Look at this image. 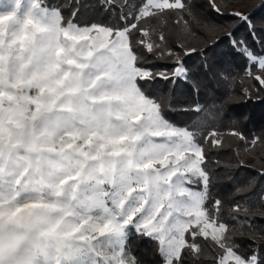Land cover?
<instances>
[{
	"label": "snow or ice",
	"instance_id": "6c2138e0",
	"mask_svg": "<svg viewBox=\"0 0 264 264\" xmlns=\"http://www.w3.org/2000/svg\"><path fill=\"white\" fill-rule=\"evenodd\" d=\"M207 3L226 14L217 0ZM94 6L124 23H77ZM168 13L186 30L185 15L202 22L185 0H0V264H150L147 251L132 250L133 235L155 244L162 264H264V243L252 232L240 251L238 230L212 196L201 133L165 111L202 110L185 106L180 91L198 95L201 80L163 34L161 43L153 39L152 19ZM227 15L244 35L228 31L206 48L179 47L200 55L207 80L213 50L227 39L264 85V55L256 53L257 46L264 53V23L257 28L252 13ZM216 27L204 22L206 31ZM140 49L174 59L173 67L154 71ZM158 80L171 85L167 100L163 88L160 99L145 91ZM218 136L212 130L203 139L215 147ZM258 176L236 192L264 206V170ZM248 210L236 202L228 213L250 223Z\"/></svg>",
	"mask_w": 264,
	"mask_h": 264
},
{
	"label": "trees",
	"instance_id": "16d2710c",
	"mask_svg": "<svg viewBox=\"0 0 264 264\" xmlns=\"http://www.w3.org/2000/svg\"><path fill=\"white\" fill-rule=\"evenodd\" d=\"M88 2L96 4V0H88ZM131 2L140 5L145 0H131ZM185 2L190 4L195 16L202 22L198 23L185 15L184 19L189 21L190 29L186 30L184 20L175 13L153 18L151 21L154 29L153 39L156 43H161L159 36L163 34L168 48L180 55L190 72L195 74L194 79L201 80L198 95L189 88L182 87L180 91L184 93L181 100L186 101L185 106L199 104L202 110L181 112L178 108H165V111L168 113V118L178 126H192L201 133L198 139L207 154L208 168L213 174L212 196L223 202L224 220L229 227L238 230L235 239L241 246L240 251H244L249 243V234L252 232L256 233L259 242L264 243V206L236 192L238 187L245 185L250 179L255 178L259 181L258 173L264 170V85L254 79L255 75L261 73L256 65L250 67L245 57L231 48L227 39H223L222 43L213 50L215 56L210 61L213 65L212 71L208 74L207 80H204L203 70L200 68L203 62L200 55L198 53L184 55L183 48L179 45L197 49L206 48L218 37L223 38L228 31L236 32L239 38L245 34L246 27H241L239 22L227 13L234 11L252 13V18L259 28L264 23V7L261 6L262 0H217L226 13L224 16H218L211 11L207 0H185ZM48 3L63 4L64 0H48ZM68 15V10L65 9V16ZM85 21L116 26L124 23L119 20L118 13H105L103 9L95 6L81 15L77 23ZM204 22L219 27L213 31H206ZM140 51L146 57V66L154 71L166 68L171 70L174 65V59H157L155 55H149L143 49ZM256 53L264 55L258 46ZM221 71L224 76H217L216 73ZM249 71L252 76L248 75ZM170 87L171 85L165 86L164 81L158 80L154 87L146 86L145 91L160 99V89L163 88V96L167 100ZM212 130L219 133L217 137L220 140L219 146L214 147L210 142L211 138L207 143L203 139V136ZM233 130L242 133L246 139L241 140L232 135ZM255 138L259 140L253 145L251 142ZM195 187L200 190L199 185ZM236 202L248 207L247 216L250 218V223L231 219L228 209ZM240 232L244 235L241 236ZM131 248L134 252L147 251L150 264H162L156 255V245L151 241H142L133 235Z\"/></svg>",
	"mask_w": 264,
	"mask_h": 264
},
{
	"label": "rangeland",
	"instance_id": "374dc122",
	"mask_svg": "<svg viewBox=\"0 0 264 264\" xmlns=\"http://www.w3.org/2000/svg\"><path fill=\"white\" fill-rule=\"evenodd\" d=\"M22 3H24V4H27L28 3V0H22ZM7 23V22H6ZM71 43V42H70ZM157 139H159V138H157ZM195 186H197V185H191V187L193 188V190L195 191V190H198Z\"/></svg>",
	"mask_w": 264,
	"mask_h": 264
}]
</instances>
